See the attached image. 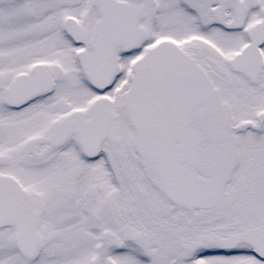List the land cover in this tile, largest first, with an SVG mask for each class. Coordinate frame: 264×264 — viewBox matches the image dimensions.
Listing matches in <instances>:
<instances>
[{"label": "snow or ice", "instance_id": "snow-or-ice-1", "mask_svg": "<svg viewBox=\"0 0 264 264\" xmlns=\"http://www.w3.org/2000/svg\"><path fill=\"white\" fill-rule=\"evenodd\" d=\"M0 264H264V0H0Z\"/></svg>", "mask_w": 264, "mask_h": 264}]
</instances>
